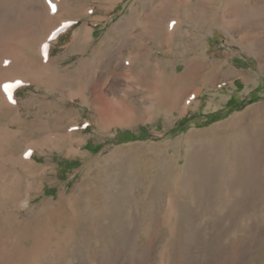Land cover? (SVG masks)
<instances>
[{"label": "rangeland", "instance_id": "rangeland-1", "mask_svg": "<svg viewBox=\"0 0 264 264\" xmlns=\"http://www.w3.org/2000/svg\"><path fill=\"white\" fill-rule=\"evenodd\" d=\"M176 1L0 0V129L15 130L0 142V242L39 243L0 264H264V0L229 25L224 0H203L207 13L174 28ZM153 65L183 75L180 104L137 94L158 92ZM117 101L122 124L107 121Z\"/></svg>", "mask_w": 264, "mask_h": 264}, {"label": "bare ground", "instance_id": "bare-ground-1", "mask_svg": "<svg viewBox=\"0 0 264 264\" xmlns=\"http://www.w3.org/2000/svg\"><path fill=\"white\" fill-rule=\"evenodd\" d=\"M176 1V0H175ZM245 1L246 0H224V4H222L223 5V7H221L220 8V11L219 10H216V14L218 13L219 14V16H217V21H219L221 24H222V22H224V25L226 24V25H229L228 23L229 22H231V23H233L236 19H238V20H240L241 21V19L242 18H240L242 15L244 16H246L247 14L249 15V14H252L251 13V11H252V8L250 7V6H247V5H245ZM177 2V1H176ZM175 2V3H176ZM207 2V1H206ZM173 3V2H172ZM171 3V4H172ZM248 5H250V4H248ZM168 7V6H167ZM175 7V12L177 13V14H175V15H177L178 17H180V19H181V21H178V22H176L175 20H174V28H176V27H178V26H180V25H182V23H183V18H190V17H193L194 15H198V16H201V15H204V13H207L206 11H208V8L210 7V5H207V3H205L203 0H182V2L181 3H177L176 4V6H174ZM211 7H213V6H211ZM219 7V6H218ZM253 7H256V6H253ZM219 9V8H218ZM173 10V9H172ZM210 10V9H209ZM163 11V10H162ZM167 12V11H166ZM171 12H173V11H171L170 10V13ZM168 13V12H167ZM209 13H211V12H209ZM162 14V13H161ZM173 14V13H172ZM172 14H171V16H172ZM215 14V15H216ZM133 15H134V12H132L131 13V15L129 16V17H127L125 20H123L116 28H121V30L122 29H125L129 24H130V22L132 21V18H133ZM169 15V14H168ZM167 15V16H168ZM166 15H164V17H165ZM253 16V15H252ZM158 17V16H157ZM174 17V16H173ZM183 17V18H182ZM247 17V16H246ZM168 18V17H167ZM172 18V17H171ZM249 18V17H248ZM250 18H251V16H250ZM169 19V18H168ZM179 19V20H180ZM161 21V20H160ZM159 21V22H160ZM169 21H170V19H169ZM168 21V22H169ZM249 21V20H248ZM166 23H167V21H166ZM165 23V24H166ZM170 23V22H169ZM168 23V24H169ZM178 23V24H177ZM171 24H173V22H171ZM170 24V26H172ZM161 25H162V23H161ZM165 26V25H164ZM169 26V27H170ZM168 27V26H167ZM173 28V27H172ZM170 29V28H169ZM88 31V40H87V44H86V46H85V49L87 48V46H88V42H89V39L91 38V31L92 30H87ZM186 37V36H185ZM252 41V40H251ZM189 43V42H188ZM184 44V43H183ZM15 45V44H14ZM190 46L191 45H187L186 47H185V49L188 51L187 53H186V57L187 58H184V53L183 52H177V53H174L173 55L174 56H176V57H183L185 60H186V62H187V69H188V71H190L191 70V68H190V65H191V63L193 62V52H191L190 53V51H191V48H190ZM6 48V47H5ZM17 50V49H16ZM42 50V49H41ZM96 50H97V48H95V47H92L91 48V55H90V57L87 59V60H81V63H80V65L81 64H86V65H91L92 64V61H93V59H92V54H94V53H96ZM171 50V49H170ZM178 50V49H177ZM8 52V51H7ZM16 52V51H15ZM43 52L44 53H42V52H40L39 51V53L41 54L42 53V56H43V58H47L48 59V57H49V53H50V50H49V48L47 49H44L43 50ZM16 54V53H15ZM7 55V54H6ZM20 58V57H19ZM189 58H191V60L189 59ZM181 59V58H180ZM11 62V61H10ZM16 62V61H15ZM18 62V61H17ZM16 62V63H17ZM48 62V61H47ZM46 64V63H45ZM47 65H48V63H47ZM8 66V65H7ZM45 66V65H44ZM49 66V65H48ZM23 67H25V66H23ZM80 67V66H79ZM89 67V66H88ZM151 67V66H150ZM148 68V69H151V70H149V72H151V74L150 73H148L149 75H152V76H154V79H156L157 80V82L159 83V90H158V92L154 95L153 94V92L155 93V91H153V90H155L153 87H152V90L151 89H149V90H146V91H142V90H145V88L144 89H142V88H138L139 90H138V92H137V94L139 93V91H141L140 92V94L142 95H144V96H146V97H148V98H150V101L153 103V105L155 106L156 104L157 105H160V106H163V105H167L168 104V102H171L172 104H176V102H178L179 101V104H180V101L182 102L183 101V99L184 98H186L187 97V94H185V95H182L183 97L182 98H179L178 97V93L180 92V88H179V85H180V83H181V80H182V76L183 75H177V76H173V75H166V74H164L160 69H159V67L157 66V65H153L151 68ZM27 68V67H26ZM40 68V67H39ZM6 69V68H5ZM9 70H10V68H8ZM7 69V70H8ZM15 69V68H14ZM23 69V68H22ZM41 69V68H40ZM40 69H39V71H40ZM55 71V73L56 74H59V72H64V69H61L60 71L59 70H57V69H54ZM14 71V70H13ZM37 71V70H36ZM42 71V70H41ZM146 71V70H145ZM187 71V70H186ZM187 71V72H188ZM45 72V71H44ZM148 72V71H147ZM34 73H36V74H38L37 72H34ZM89 73H90V71H89ZM40 74V73H39ZM43 74V73H42ZM195 74V73H194ZM88 76H90L91 77V75H89V74H87ZM38 76V75H37ZM36 76V77H37ZM191 76H193V74L191 75ZM2 77V76H1ZM10 77V76H9ZM9 77L8 78H6L5 80H8L9 79ZM18 77V76H17ZM31 77V76H30ZM56 77V76H55ZM54 77V78H55ZM4 78V77H3ZM16 78V77H15ZM15 78H14V80L13 81H15ZM34 78V77H33ZM57 78V77H56ZM11 79V78H10ZM20 79H22V78H20ZM24 79V78H23ZM35 79V78H34ZM33 79V80H34ZM87 79V78H86ZM192 79H194V78H192ZM16 80H19V79H16ZM41 80V79H40ZM12 81V82H13ZM55 81V80H54ZM100 81V80H99ZM2 82V80H0V83ZM4 82V81H3ZM9 82V81H8ZM12 82H9V83H12ZM153 82V81H152ZM156 82V83H157ZM193 82V81H192ZM5 83H7V82H5ZM4 83V84H5ZM97 83V82H96ZM95 83V81H88V79H87V83H85V86H84V88L85 89H87L88 88V90L90 89L91 90V92H92V94L94 95V93H97V92H99V88H98V86H97V84ZM144 84V83H143ZM1 85V84H0ZM3 85V84H2ZM128 85V84H127ZM147 85V84H146ZM152 85H154V84H152ZM117 86V85H116ZM133 86V85H132ZM150 86H151V84H150ZM4 87V86H3ZM12 87V86H11ZM16 87V86H15ZM157 87V86H156ZM155 87V88H156ZM10 88V87H9ZM8 88V89H9ZM13 88V87H12ZM12 88H10V89H12ZM100 88H102L101 86H100ZM130 88H131V86H130ZM150 88V87H149ZM5 89V88H4ZM3 90V89H2ZM0 91V92H2V94H3V91ZM13 90V89H12ZM117 90V89H116ZM122 90V89H121ZM136 90H137V88H136ZM75 91V90H74ZM101 91V90H100ZM114 91V90H113ZM120 91V90H119ZM129 91V90H128ZM157 91V90H156ZM73 92V91H72ZM132 93H134L135 91H131ZM12 96L11 97H15V94H16V89L15 90H13L12 92ZM123 93H124V91H123ZM123 93H120V94H123ZM100 94V93H99ZM113 94V93H112ZM119 94V95H120ZM128 94V93H127ZM127 94H125L126 96H127ZM70 95V94H69ZM75 95V94H74ZM116 95V94H115ZM97 96V95H96ZM99 96V95H98ZM143 96V97H144ZM5 95L3 96V99H2V105L3 104H6L7 103V101L8 100H6V103H5ZM113 97H115L114 95H113ZM113 97H111L110 98V100H108L109 102H110V104L112 105V103H113V100L114 101H116L115 99H113ZM123 97V96H122ZM9 100H10V97L8 98ZM12 99V98H11ZM82 99H84V98H82ZM95 99H97L95 96H92L91 98H88V100L90 101V103L92 104V105H96L97 107H101V106H99L100 105V103H99V105H97V101L95 100ZM119 102L120 103H122L123 101H125V102H127V100H124V99H127V97H125L124 99L123 98H120V96H119ZM139 99V98H138ZM181 99V100H180ZM1 100V99H0ZM13 100V99H12ZM11 100V101H12ZM123 100V101H122ZM131 100V99H130ZM128 101L127 103L128 104H130V102H132V101ZM136 100H137V98H136ZM144 100V99H143ZM142 100V101H143ZM103 102V101H102ZM119 102L117 101V103H115L113 106H111L110 108H111V111L113 112V113H111L112 114V116L109 118H107V121L109 122V123H124L125 122V118L122 116L123 115V113L122 112H125V110H126V108H124V110L122 111L121 109L123 108H121V107H119ZM150 102V103H151ZM1 103V102H0ZM12 103V102H11ZM89 103V104H90ZM134 101H133V104L131 105V106H133V107H135L134 106ZM188 103V102H187ZM187 103H185L184 105H182V107H184ZM104 104V103H103ZM109 104V105H110ZM125 104V103H124ZM123 104V105H124ZM182 104V103H181ZM7 105V104H6ZM10 105V102H9V104H8V106ZM107 105V104H106ZM114 106H116V107H119V108H117V109H120V110H117V109H113L114 108ZM130 106V107H131ZM132 107V108H133ZM138 107V106H137ZM140 107V106H139ZM139 107L137 108L138 110H139ZM97 110V109H96ZM102 110V109H101ZM100 110V111H101ZM132 110V109H131ZM104 111V110H103ZM103 111H102V113H103ZM127 111V110H126ZM140 111H141V109H140ZM145 112H147L146 110H144ZM110 112V111H109ZM129 112V111H128ZM108 113V112H107ZM101 114V113H100ZM106 116H107V114H105ZM99 116V115H98ZM102 117H103V115H102ZM127 117V116H126ZM105 118V117H104ZM106 119V118H105ZM109 119V120H108ZM111 126V125H110ZM15 132V130L13 129V128H11L10 126H6V127H1V129H0V142H3V140H5V141H10L9 139H11L12 138V134ZM33 144V143H32ZM2 152V151H1ZM8 155V154H7ZM10 157V156H9ZM8 157V158H9ZM20 157V156H19ZM12 159H13V157H12ZM11 159V160H12ZM29 159V158H28ZM8 161H10V160H8ZM29 161V160H28ZM31 161V160H30ZM13 162V161H12ZM189 164V157L187 156L186 157V165H188ZM30 186V185H29ZM29 218V217H28ZM50 221V220H49ZM50 224H49V222H45V223H43V225H41V229H44V228H47L48 226H49ZM49 228V227H48ZM19 229V228H18ZM23 229V228H22ZM34 229V227L32 226L31 227V231ZM33 233H34V230L32 231ZM38 233H40V232H38ZM23 234V233H22ZM42 236V235H41ZM38 237L37 236H35V237H29V238H22V239H7L6 241H1L0 242V251H2V254H5L9 259H12L11 260V262L12 263H15V260H16V258L18 257V255H20L21 254V257L23 256V255H25V256H28L29 255V252L31 251V249H33V248H35L36 247V245H37V243H38V239H37ZM44 240V239H43ZM47 244V243H46ZM49 245V244H48ZM38 246H39V243H38ZM46 249H47V247H45ZM45 248L43 249V250H45ZM38 249V248H37ZM20 252V253H19ZM40 253V252H39ZM3 256V255H2ZM20 257V258H21ZM32 259V258H31ZM20 260V259H19ZM23 260H25V259H23ZM18 261V260H17ZM39 261V260H38Z\"/></svg>", "mask_w": 264, "mask_h": 264}, {"label": "trees", "instance_id": "trees-1", "mask_svg": "<svg viewBox=\"0 0 264 264\" xmlns=\"http://www.w3.org/2000/svg\"><path fill=\"white\" fill-rule=\"evenodd\" d=\"M226 105L228 108L234 105L232 96L227 100ZM173 130H175V129H173ZM144 132H145L144 129H141L137 134L130 131V130H118L116 135H115V139L122 141V142L137 140V139L144 138L146 136L144 134ZM88 146H89V143H86L87 148H88ZM90 147H91L90 150H92L93 152H96L101 148V145L100 144L92 145ZM75 165H76L75 161H61L59 163V166L61 167L62 171L66 170V169L74 168Z\"/></svg>", "mask_w": 264, "mask_h": 264}, {"label": "snow or ice", "instance_id": "snow-or-ice-1", "mask_svg": "<svg viewBox=\"0 0 264 264\" xmlns=\"http://www.w3.org/2000/svg\"><path fill=\"white\" fill-rule=\"evenodd\" d=\"M4 87H5V89H7L9 86L8 85H5Z\"/></svg>", "mask_w": 264, "mask_h": 264}]
</instances>
